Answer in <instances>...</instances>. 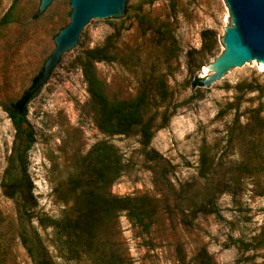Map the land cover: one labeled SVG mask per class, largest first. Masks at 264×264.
<instances>
[{"label": "rangeland", "instance_id": "obj_1", "mask_svg": "<svg viewBox=\"0 0 264 264\" xmlns=\"http://www.w3.org/2000/svg\"><path fill=\"white\" fill-rule=\"evenodd\" d=\"M38 5L0 0V264H264V68L193 85L223 50L224 0H134L125 23H94L27 104L25 148L5 108L71 11ZM89 61L109 103L139 104L148 141L100 125Z\"/></svg>", "mask_w": 264, "mask_h": 264}, {"label": "water", "instance_id": "obj_2", "mask_svg": "<svg viewBox=\"0 0 264 264\" xmlns=\"http://www.w3.org/2000/svg\"><path fill=\"white\" fill-rule=\"evenodd\" d=\"M61 0H39L44 12ZM134 0H69L68 23L54 36V48L42 67L33 89L47 87L62 60L76 50L94 23H125ZM231 24L224 27L222 52L202 68L200 82L208 87L236 71L244 72L257 62L264 68V0H224Z\"/></svg>", "mask_w": 264, "mask_h": 264}, {"label": "trees", "instance_id": "obj_3", "mask_svg": "<svg viewBox=\"0 0 264 264\" xmlns=\"http://www.w3.org/2000/svg\"><path fill=\"white\" fill-rule=\"evenodd\" d=\"M207 32H204L203 35H206ZM84 64L83 74L87 84V89L92 98L99 104L101 118L100 125L107 131L126 134L130 129L135 126H141V133L143 139L148 141L149 139V126L146 123L142 122L141 112L139 104L136 105H124V104H111L108 102L107 98L104 95L100 81L97 80L93 70V64L89 61ZM42 74V69L38 74L32 79L31 85L16 99L14 102L8 104L5 108L8 117L15 129L16 137H20L22 134L26 140L25 148H28L32 142L31 130L29 129L28 122L26 120V107L29 101L35 96V93L38 88L33 89V86L40 78ZM193 85L202 86L200 78H195ZM156 155L155 152L151 151L150 156ZM1 189L5 196L8 198H15L17 188L14 185V182L11 178V169L6 167L4 170V176L1 181ZM118 201L125 202L123 198H118ZM129 214L136 217L138 221H141L139 215L134 211L126 207ZM22 243L26 248V251L31 255V249L27 245V241L24 236H22ZM34 264H57L55 260L47 253L43 254L40 259L33 258ZM95 264H119L115 259L106 256H100L97 258Z\"/></svg>", "mask_w": 264, "mask_h": 264}, {"label": "bare ground", "instance_id": "obj_4", "mask_svg": "<svg viewBox=\"0 0 264 264\" xmlns=\"http://www.w3.org/2000/svg\"><path fill=\"white\" fill-rule=\"evenodd\" d=\"M262 68H263V66L262 65H260Z\"/></svg>", "mask_w": 264, "mask_h": 264}]
</instances>
